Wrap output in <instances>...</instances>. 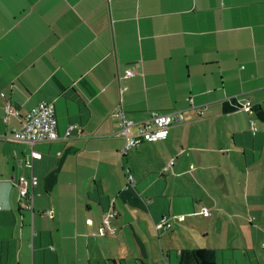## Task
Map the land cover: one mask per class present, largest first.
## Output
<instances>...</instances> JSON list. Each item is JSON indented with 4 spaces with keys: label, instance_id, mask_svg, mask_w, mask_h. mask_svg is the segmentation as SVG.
Returning <instances> with one entry per match:
<instances>
[{
    "label": "crops",
    "instance_id": "obj_1",
    "mask_svg": "<svg viewBox=\"0 0 264 264\" xmlns=\"http://www.w3.org/2000/svg\"><path fill=\"white\" fill-rule=\"evenodd\" d=\"M1 92L20 116L45 101L58 134L75 128L32 147L4 139L20 117L2 122L0 96V264H178L207 247L217 264H260L256 246L264 258V0H0ZM119 104L135 123L173 110L182 122L122 156ZM20 177L37 179L32 210ZM203 207V237L218 223L225 250L185 237Z\"/></svg>",
    "mask_w": 264,
    "mask_h": 264
},
{
    "label": "built area",
    "instance_id": "obj_2",
    "mask_svg": "<svg viewBox=\"0 0 264 264\" xmlns=\"http://www.w3.org/2000/svg\"><path fill=\"white\" fill-rule=\"evenodd\" d=\"M133 75L134 72L132 69L125 71V76ZM0 96L5 99L2 122L7 124L9 117L11 116L20 117L19 126L11 129V132L8 135H3L2 138L17 143H25L32 147L38 144L67 141L71 137V131L75 126H69L63 134H58L56 115L53 106L50 103L41 101L28 110L23 116H20L19 111L12 106L3 92L0 93ZM245 109L248 110L249 107L246 106ZM115 116L118 120L116 135L124 139V145L120 150L122 156L132 147L139 144L166 138L168 128L173 124L182 122L181 112L173 110L165 113L152 112L147 121L135 123L125 116L124 110L120 104L117 105ZM133 128H135V130H133ZM255 129V127H252V131H255ZM31 157L39 158L40 154L37 151L32 150ZM127 178L130 183H133V177L131 174L128 175ZM36 185L37 179L35 177L31 178V189L28 187L26 180L23 177L19 178L17 186L20 199L23 201L24 209L32 210V200L34 197L33 187ZM199 214L206 217L210 215V212L207 208L203 207V210ZM113 215L112 211H108L102 216L101 223L103 233H114L115 228L111 226L109 221ZM170 227L171 223L168 222L167 216H163L160 222L156 225L158 230H168Z\"/></svg>",
    "mask_w": 264,
    "mask_h": 264
},
{
    "label": "rangeland",
    "instance_id": "obj_3",
    "mask_svg": "<svg viewBox=\"0 0 264 264\" xmlns=\"http://www.w3.org/2000/svg\"><path fill=\"white\" fill-rule=\"evenodd\" d=\"M225 201H223V203H224ZM214 214V213H213ZM215 218H216V221L217 222H222L223 220L216 214V216H215ZM211 219V217H205V216H202V215H197V214H194V215H192V219L190 220V219H188V221L190 222L189 224H186L185 226H184V233L186 234L185 235V237L187 238V239H189L191 242V244H193V245H195V246H198L197 244H198V242L199 243H202V245L204 246V247H206V246H210V247H216V248H218V249H222V250H225L226 248L223 246V245H225L226 244V239H224L225 238V236H224V238H223V234L222 235H220V229L221 228H219V224L218 223H216V233H217V235H214V234H212V233H210V237H209V239L208 240H206V238H204L203 237V234L201 233V231H200V229L199 228H203L204 229V224L207 222V221H209ZM233 224H234V222H232ZM222 224L224 225L225 223L224 222H222ZM234 227H235V224H234ZM225 233H227V231H224ZM177 233H178V238L181 240V241H184L183 239H182V235H181V233H179L178 231H177ZM223 238V239H222ZM232 240V242L233 243H237V241L239 240V238H235V237H233V238H230V239H228V241L227 242H229V241H231ZM242 239L240 238V244H242V249H244V243H242ZM189 243V242H188ZM225 248V249H224ZM256 249L258 250L256 253H257V255H258V257H257V260H258V262L260 263V264H264V258L262 259V254H263V251H261V247H257L256 246ZM226 253H228V252H226ZM239 258H241L242 259V262H244V263H246V258H245V256L243 255V253H239ZM255 261L256 260H252V263L253 264H256L255 263Z\"/></svg>",
    "mask_w": 264,
    "mask_h": 264
},
{
    "label": "trees",
    "instance_id": "obj_4",
    "mask_svg": "<svg viewBox=\"0 0 264 264\" xmlns=\"http://www.w3.org/2000/svg\"><path fill=\"white\" fill-rule=\"evenodd\" d=\"M216 252L212 248H187L178 253V264H217ZM115 264H119L115 261Z\"/></svg>",
    "mask_w": 264,
    "mask_h": 264
}]
</instances>
